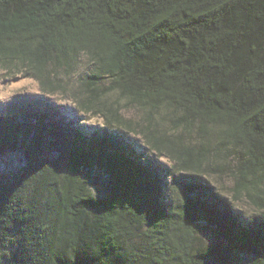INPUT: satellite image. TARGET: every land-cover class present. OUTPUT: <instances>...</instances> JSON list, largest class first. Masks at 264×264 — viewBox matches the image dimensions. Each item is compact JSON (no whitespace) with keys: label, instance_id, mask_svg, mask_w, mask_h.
Here are the masks:
<instances>
[{"label":"trees","instance_id":"1","mask_svg":"<svg viewBox=\"0 0 264 264\" xmlns=\"http://www.w3.org/2000/svg\"><path fill=\"white\" fill-rule=\"evenodd\" d=\"M1 69L231 198L175 183L167 205L122 137L29 104L0 115V264H264V0H0Z\"/></svg>","mask_w":264,"mask_h":264},{"label":"rangeland","instance_id":"2","mask_svg":"<svg viewBox=\"0 0 264 264\" xmlns=\"http://www.w3.org/2000/svg\"><path fill=\"white\" fill-rule=\"evenodd\" d=\"M29 104H33L36 108L52 106L59 115L73 121L85 135L97 136L109 133L122 137L129 148L158 174L164 186L163 202L167 205H170L173 201L174 194L171 191V186L175 183L179 185L196 183L199 191L205 189L206 186H210L226 194L229 199L231 198L228 194L231 182L227 177L219 179L214 176H198L177 172L173 167L174 161L167 156H159L151 150L140 134L118 127L108 128L102 116L79 110L72 98L62 94L44 93L34 78L23 75L10 76L5 70L1 69L0 115L19 111ZM129 115L134 116L133 110L129 111ZM95 183L94 189L97 188L102 191L105 187V182L101 179H97ZM233 205L235 214L243 213V216H239V219L244 220L256 212L246 200L234 201ZM204 233L205 237L211 240L213 233L211 231H208V233L204 231Z\"/></svg>","mask_w":264,"mask_h":264},{"label":"bare ground","instance_id":"3","mask_svg":"<svg viewBox=\"0 0 264 264\" xmlns=\"http://www.w3.org/2000/svg\"><path fill=\"white\" fill-rule=\"evenodd\" d=\"M7 114H9V113H7ZM7 114H6V115H7Z\"/></svg>","mask_w":264,"mask_h":264}]
</instances>
